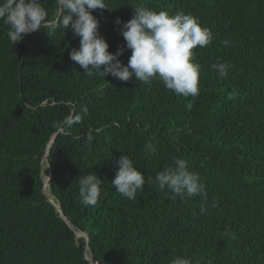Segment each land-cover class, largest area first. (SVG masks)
<instances>
[{"label":"trees","instance_id":"16d2710c","mask_svg":"<svg viewBox=\"0 0 264 264\" xmlns=\"http://www.w3.org/2000/svg\"><path fill=\"white\" fill-rule=\"evenodd\" d=\"M41 3L52 25L13 46L0 21V264H92L91 252L97 264H264V0H106L112 10H93L112 53L126 49L116 20L131 19V6L182 11L209 28L212 43L193 50L200 92L188 98L159 80L84 75L58 0ZM217 62L231 65L226 79ZM122 155L145 176L134 200L111 184ZM176 157L205 183V214L201 196L158 189L156 174ZM48 164V196L64 213L43 191ZM90 172L103 183L85 207L77 180Z\"/></svg>","mask_w":264,"mask_h":264},{"label":"clouds","instance_id":"9594fccd","mask_svg":"<svg viewBox=\"0 0 264 264\" xmlns=\"http://www.w3.org/2000/svg\"><path fill=\"white\" fill-rule=\"evenodd\" d=\"M58 4L64 13L59 26L63 29L70 26L74 35L80 38V47L72 49L69 55L83 69L84 75H99L105 79L110 74L125 82L133 76L144 83L159 80L177 96L188 98L199 95L201 67L194 60L193 50L207 47L214 35L209 28L202 26L198 18L182 11L175 14L157 12L143 4L131 6L134 10L131 19L127 22L119 18L116 20L117 25H122L118 30L124 38L126 49L131 51L127 64H124L119 58L125 47H119L115 53L110 52L107 40L99 33L100 21L93 15V10H112L106 0H58ZM0 21L8 26L7 37L12 46L21 42L24 36L41 30L42 25H52L41 0H0ZM223 43L227 46L229 41ZM211 68L218 73V78L226 79L231 65L217 62ZM235 95L232 92L229 98ZM187 107L190 109L191 103ZM84 113L87 114L86 109ZM80 119L76 117L77 122ZM151 147V144L146 145V149ZM114 162L119 167L111 182L113 188L127 199L134 200L137 193L144 190L146 181L143 172L135 167L134 161L127 155L120 156ZM154 179L158 189L170 192L173 200L177 197L183 200L201 196L203 202L199 212L206 213V185L199 173L190 170L187 159L176 157L173 165L158 172ZM102 183L91 172L78 178L80 203L83 206L98 203ZM147 183L152 184V178ZM212 206L216 207L217 204L213 203ZM171 264H193V260L176 256Z\"/></svg>","mask_w":264,"mask_h":264},{"label":"water","instance_id":"95a60500","mask_svg":"<svg viewBox=\"0 0 264 264\" xmlns=\"http://www.w3.org/2000/svg\"><path fill=\"white\" fill-rule=\"evenodd\" d=\"M53 137V136H52ZM44 158L48 161V153L46 152V155L44 156ZM48 167H49V175H48V177L46 178V180H45V183H44V186H43V191H44V193L48 196V192H47V189H46V185L48 184V182H49V180H50V178H51V176H52V169H51V166H50V164H48ZM48 200L52 203V204H54L55 205V207L59 210V209H61V211H62V213H64V211H63V209H62V207L58 204V203H56L55 201H53V199L52 198H50L49 196H48ZM67 221H68V223L70 224V226L72 227V228H74V226H73V224L70 222V220L69 219H67ZM92 252L89 254H87V258L88 259H90V261L92 262V264H97V263H95L93 260H92Z\"/></svg>","mask_w":264,"mask_h":264},{"label":"bare ground","instance_id":"6f19581e","mask_svg":"<svg viewBox=\"0 0 264 264\" xmlns=\"http://www.w3.org/2000/svg\"><path fill=\"white\" fill-rule=\"evenodd\" d=\"M47 186V185H46ZM60 210V212L62 213V211H61V209H59ZM64 215V214H63ZM66 217V216H65ZM79 235V234H78Z\"/></svg>","mask_w":264,"mask_h":264},{"label":"rangeland","instance_id":"374dc122","mask_svg":"<svg viewBox=\"0 0 264 264\" xmlns=\"http://www.w3.org/2000/svg\"><path fill=\"white\" fill-rule=\"evenodd\" d=\"M78 233L82 234L81 232H78Z\"/></svg>","mask_w":264,"mask_h":264}]
</instances>
